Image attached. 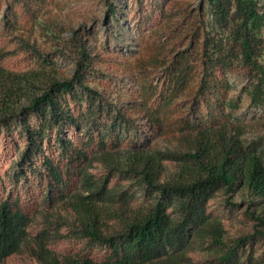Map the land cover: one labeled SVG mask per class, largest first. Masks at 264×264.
Here are the masks:
<instances>
[{"label":"trees","instance_id":"obj_1","mask_svg":"<svg viewBox=\"0 0 264 264\" xmlns=\"http://www.w3.org/2000/svg\"><path fill=\"white\" fill-rule=\"evenodd\" d=\"M8 1L33 14L30 0ZM209 2L226 36L204 38L203 67L252 79L251 99L264 102V7ZM15 25L12 11L0 16V264H186L169 251L189 226L224 245L228 223L208 212L216 193L239 187L264 199V159L237 132L184 151L130 147L123 114L84 81L109 75L93 71L75 32L52 36L74 62L64 77ZM220 259L239 264L233 246Z\"/></svg>","mask_w":264,"mask_h":264},{"label":"rangeland","instance_id":"obj_2","mask_svg":"<svg viewBox=\"0 0 264 264\" xmlns=\"http://www.w3.org/2000/svg\"><path fill=\"white\" fill-rule=\"evenodd\" d=\"M30 1L32 15L0 0V16L12 11L14 32L64 77L74 62L55 52L52 36L75 32L93 71L109 75L101 80L87 73L84 81L101 93L105 106L123 114L118 129L130 147L184 151L196 139L237 132L264 159V102L251 99L253 80L226 69L206 70L201 63L204 38L226 36L215 25L209 0ZM257 1L264 7V0ZM246 210L261 214V221L248 218ZM208 212L228 223L224 245L195 238L192 225L170 253H182L186 264H217L233 246L239 264H264L263 198L239 187L220 191Z\"/></svg>","mask_w":264,"mask_h":264}]
</instances>
